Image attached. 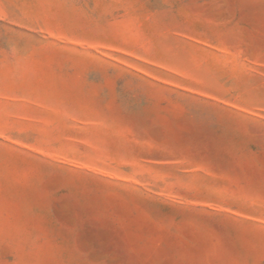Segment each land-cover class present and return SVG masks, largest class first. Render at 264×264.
Wrapping results in <instances>:
<instances>
[{
	"label": "rangeland",
	"instance_id": "374dc122",
	"mask_svg": "<svg viewBox=\"0 0 264 264\" xmlns=\"http://www.w3.org/2000/svg\"><path fill=\"white\" fill-rule=\"evenodd\" d=\"M0 264H264V0H0Z\"/></svg>",
	"mask_w": 264,
	"mask_h": 264
}]
</instances>
